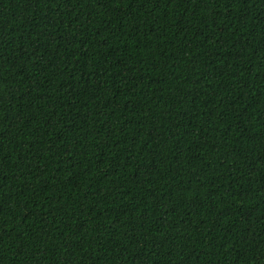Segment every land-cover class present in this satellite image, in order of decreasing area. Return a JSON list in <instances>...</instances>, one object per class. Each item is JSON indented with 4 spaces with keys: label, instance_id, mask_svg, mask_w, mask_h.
I'll return each instance as SVG.
<instances>
[{
    "label": "trees",
    "instance_id": "trees-1",
    "mask_svg": "<svg viewBox=\"0 0 264 264\" xmlns=\"http://www.w3.org/2000/svg\"><path fill=\"white\" fill-rule=\"evenodd\" d=\"M0 264H264V0H0Z\"/></svg>",
    "mask_w": 264,
    "mask_h": 264
}]
</instances>
